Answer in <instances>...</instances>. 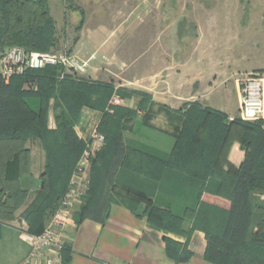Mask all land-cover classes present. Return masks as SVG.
<instances>
[{
	"label": "trees",
	"instance_id": "trees-1",
	"mask_svg": "<svg viewBox=\"0 0 264 264\" xmlns=\"http://www.w3.org/2000/svg\"><path fill=\"white\" fill-rule=\"evenodd\" d=\"M9 46L59 48L48 0H0V51ZM62 71L59 65L28 69L8 83L0 75V236L2 225L11 220L25 222L31 234L42 233L51 223L88 147L76 125L83 110L90 108L102 114L97 130L104 140L91 157L88 188L73 214L76 223L85 218L105 222L111 205L117 203L146 217L156 229L184 235L185 242L165 237L167 254L175 261L190 260L188 241L199 229L207 240L205 258L213 264H264V201L255 195L264 192L263 120L229 118L198 100L179 108L160 103L158 109L181 118L173 149L165 152L126 138L127 122L138 111L110 103L114 95L136 97L138 109L148 112L156 104L151 94L117 87L114 81L62 76ZM28 82L35 87L25 88ZM28 98L36 99L37 107ZM51 109L58 111L54 129L49 127ZM33 139L45 152V164L33 200L18 214L30 193L23 179L31 174ZM236 140L244 149L248 146L249 154L233 171L224 164ZM157 191L182 198L183 214L157 204ZM205 193L226 198L229 205L205 200ZM70 258L67 241L62 264H69Z\"/></svg>",
	"mask_w": 264,
	"mask_h": 264
},
{
	"label": "rangeland",
	"instance_id": "rangeland-1",
	"mask_svg": "<svg viewBox=\"0 0 264 264\" xmlns=\"http://www.w3.org/2000/svg\"><path fill=\"white\" fill-rule=\"evenodd\" d=\"M48 1L59 37V48L49 51H67L86 61V72L76 76L129 86L145 83L159 91L164 84L169 97H181V101L169 100L171 108L198 97L207 105L234 112L235 83L248 73H264V0ZM29 100L37 107L36 99ZM93 110L78 123L79 131L90 139L102 115ZM57 113L50 111L52 129ZM85 139L93 157L99 147ZM29 146L36 152L42 147L36 139ZM89 177L90 167L79 181ZM27 187L32 191L21 209L33 200L38 185ZM255 195L264 201V192Z\"/></svg>",
	"mask_w": 264,
	"mask_h": 264
},
{
	"label": "crops",
	"instance_id": "crops-1",
	"mask_svg": "<svg viewBox=\"0 0 264 264\" xmlns=\"http://www.w3.org/2000/svg\"><path fill=\"white\" fill-rule=\"evenodd\" d=\"M130 83L135 84L136 82L131 81ZM239 84V82L235 83L231 93L234 96V112L207 105L198 97L188 99L189 101L186 102L198 100L206 106L225 112L229 115V118L233 117L239 109ZM115 85L148 92L156 103L151 110L149 109L150 111L146 112L138 109V99L136 97L120 98L119 104L138 111L137 117L133 121L127 122L125 137L141 141L165 152H171L180 128L181 118L174 116L175 113L170 115L164 110L158 109V104H170V99L172 102L181 101V97L178 96L176 99L169 97L167 92L169 87L163 86L164 84H162L161 91L157 90L155 86L146 85L145 83L139 86H129L123 83H115ZM194 96L193 98H195ZM89 111H91L90 108L83 110L81 120L86 121V114ZM93 111L96 112L97 110ZM169 116H173L172 119ZM173 119H175V122ZM81 129L84 131L83 126ZM76 130L79 136L90 138L88 135H82L78 129V124ZM248 154V146L244 149L238 140L234 141L224 167L236 171L244 156ZM44 164L45 152L43 148L38 147L37 152L32 149L31 174L23 179L26 187L30 184L34 187V184L39 183V176ZM29 191H32V189H29ZM203 199L222 206H226V203L227 206L229 205L228 199L211 193H205ZM154 200L159 205L169 206L176 214H183L186 206L182 198L163 191H157ZM165 237L180 242L186 241L184 235L156 229L149 224L146 217H138L129 208L113 203L105 222L85 218L69 228L67 231V240L71 245L69 264H213L205 258L207 240L202 230H194L190 236L188 248L192 252V256L189 261L171 259L167 254ZM30 249L31 245L24 222L15 219L2 225L0 264H20L30 252Z\"/></svg>",
	"mask_w": 264,
	"mask_h": 264
},
{
	"label": "built area",
	"instance_id": "built-area-1",
	"mask_svg": "<svg viewBox=\"0 0 264 264\" xmlns=\"http://www.w3.org/2000/svg\"><path fill=\"white\" fill-rule=\"evenodd\" d=\"M47 65L62 67L65 74H83L87 70V62L67 51L28 50L20 46H12L0 53V75L8 83L13 75L21 74L28 69L44 68ZM239 117L246 121H264V74L251 72L240 82ZM120 97L114 95L111 104H118ZM91 145L100 147L104 140L97 127L92 135ZM90 145V147H91ZM93 148H86L80 157L71 178L69 189L64 200L53 217L51 223L40 234L28 232L31 245L30 252L20 264H62V250L67 240V231L73 225L74 208L83 203L89 181H79L82 172L90 167Z\"/></svg>",
	"mask_w": 264,
	"mask_h": 264
}]
</instances>
